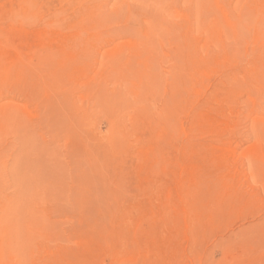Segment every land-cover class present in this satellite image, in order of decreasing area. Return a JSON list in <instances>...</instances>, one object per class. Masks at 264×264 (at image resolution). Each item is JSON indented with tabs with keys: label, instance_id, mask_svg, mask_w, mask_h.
Returning a JSON list of instances; mask_svg holds the SVG:
<instances>
[{
	"label": "rangeland",
	"instance_id": "rangeland-1",
	"mask_svg": "<svg viewBox=\"0 0 264 264\" xmlns=\"http://www.w3.org/2000/svg\"><path fill=\"white\" fill-rule=\"evenodd\" d=\"M0 264H264V0H0Z\"/></svg>",
	"mask_w": 264,
	"mask_h": 264
},
{
	"label": "bare ground",
	"instance_id": "bare-ground-1",
	"mask_svg": "<svg viewBox=\"0 0 264 264\" xmlns=\"http://www.w3.org/2000/svg\"><path fill=\"white\" fill-rule=\"evenodd\" d=\"M223 12H224V11H223ZM223 12H222V13H223ZM223 14H224V13H223ZM223 16H225V15H223ZM228 17H229V14H228ZM159 23H160V22H159ZM153 29H154V28H153ZM155 29H156V26H155ZM153 31H154V30H153ZM158 31H159V30H158ZM236 31H237V30H236ZM152 33H153V32H152ZM157 33L159 34V32H157ZM237 34H238V33H237ZM150 40H151V39H150ZM152 40H153V39H152ZM152 42H153V41H152ZM149 43H150V42H149ZM150 44H152V43H150ZM128 45H129V44H128ZM17 62H18V61H17ZM136 70H137V69H136ZM142 72H145V71H142ZM146 72H147V71H146ZM146 72H145V73H146ZM139 73H140V72H139ZM141 75H142V73H141ZM139 76H140V75H139ZM142 76H143V75H142ZM144 76H145V75H144ZM144 76H143V77H144ZM148 77H149V76H148ZM140 78H142V77H140ZM140 78H139V79H140ZM149 80H151V79H149ZM150 82H151V81H150ZM139 83H140V82H139ZM135 86H136V85H135ZM136 88H137V86H136ZM152 106H153V105H152ZM178 124H179V123H178ZM180 131H181V130H180ZM7 237H8V236H7ZM4 238H5V237H4ZM16 250H17V249H16Z\"/></svg>",
	"mask_w": 264,
	"mask_h": 264
}]
</instances>
